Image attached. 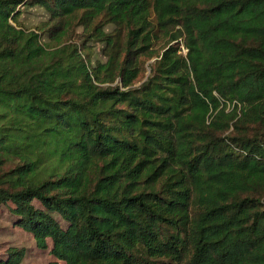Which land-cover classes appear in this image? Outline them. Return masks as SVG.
I'll use <instances>...</instances> for the list:
<instances>
[{"label": "trees", "instance_id": "1", "mask_svg": "<svg viewBox=\"0 0 264 264\" xmlns=\"http://www.w3.org/2000/svg\"><path fill=\"white\" fill-rule=\"evenodd\" d=\"M9 203L49 264H264V0H0Z\"/></svg>", "mask_w": 264, "mask_h": 264}, {"label": "rangeland", "instance_id": "2", "mask_svg": "<svg viewBox=\"0 0 264 264\" xmlns=\"http://www.w3.org/2000/svg\"><path fill=\"white\" fill-rule=\"evenodd\" d=\"M47 17L44 15L43 11L37 8L29 9L25 14L22 15V25L30 30H35L36 26H39L46 22ZM82 32L81 28L75 30L73 37L77 38ZM165 38H163L155 47L157 51H160L164 46ZM92 48L88 50L90 53V58L92 61L100 60L103 61V57L100 53V46L90 43ZM183 46L182 42L179 41V48ZM161 52V51H160ZM180 55H184L182 50L179 51ZM155 57L150 60H145L144 68L145 72L142 77H140V82L136 83L138 86L149 73L148 66L155 61ZM36 207H39L37 202H34ZM13 206L9 204L0 205V262H5L9 259V254L13 251H20L21 261L19 264H49L55 262L56 259L50 253L51 251V241H46V249H40L37 247L32 235L25 230H23L17 224V217L11 212ZM55 218L59 221L61 226L65 228L66 223L61 220L58 216Z\"/></svg>", "mask_w": 264, "mask_h": 264}, {"label": "built area", "instance_id": "3", "mask_svg": "<svg viewBox=\"0 0 264 264\" xmlns=\"http://www.w3.org/2000/svg\"><path fill=\"white\" fill-rule=\"evenodd\" d=\"M180 49L182 50L183 54L185 55L186 54V49L184 48V46H180Z\"/></svg>", "mask_w": 264, "mask_h": 264}]
</instances>
